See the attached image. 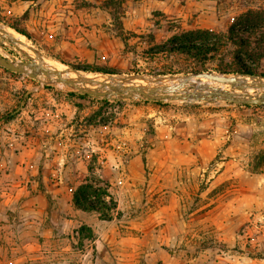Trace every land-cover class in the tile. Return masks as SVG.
Instances as JSON below:
<instances>
[{
  "label": "rangeland",
  "instance_id": "obj_1",
  "mask_svg": "<svg viewBox=\"0 0 264 264\" xmlns=\"http://www.w3.org/2000/svg\"><path fill=\"white\" fill-rule=\"evenodd\" d=\"M15 1L0 0V25L25 30L35 55L19 50L0 28V264H264V166L255 169L264 150V104L250 103L264 102V90L249 93L245 86L196 76L247 78L218 71L237 64L240 40L263 56L259 72L264 74V0L97 2L123 44H101L91 63H65V34L56 31L51 39V27L29 23L37 14L36 22L44 17L42 9H52L49 2L65 5V0H22L30 5L22 13ZM133 9L147 18L143 34L125 32ZM197 30L221 36L214 51L201 61L170 51L173 38ZM39 56L111 80L77 88L63 73L46 74ZM199 64L206 69L197 72ZM97 69L113 74L91 71ZM129 77L183 80L154 82L136 92L125 81ZM67 105L75 108L72 121L80 122L92 140L85 147L86 161L70 162L69 170ZM113 151L117 157L110 161ZM132 152L141 153L143 162L131 163ZM29 155L42 159L31 162ZM163 170L173 175L167 183L176 188L169 202L135 193L147 181H158ZM39 189L48 191L53 208L52 238L45 237L34 215L17 209ZM65 189L74 203L75 197L92 199L97 210L88 212L111 222L106 228L111 234L96 241L89 225L69 222Z\"/></svg>",
  "mask_w": 264,
  "mask_h": 264
},
{
  "label": "crops",
  "instance_id": "obj_2",
  "mask_svg": "<svg viewBox=\"0 0 264 264\" xmlns=\"http://www.w3.org/2000/svg\"><path fill=\"white\" fill-rule=\"evenodd\" d=\"M84 1L90 2V4L86 6L83 4ZM101 1L105 0H65V5H60L56 1H52L49 2L50 5L48 6V8L50 7L52 9L47 10L46 12L43 11L44 9L41 10L40 13L46 14H44V17H42L40 21L36 22L37 14L35 16L36 19H32L29 23L40 25L42 22L43 24L41 26H36L37 29L42 26L44 29H49L51 27L52 30H49L53 33V35L49 36L51 39L56 36V31H61V34H65V63H73L85 59H88V63H91L96 57V51L101 48V44H123L121 38L111 29L112 21L110 20L109 13L107 11H102V9L99 8L100 3L97 2ZM18 2L19 4H17ZM34 2L35 1H30L29 3L33 4ZM23 3L24 1L17 0L12 3V5L17 4L20 8L18 13H22L23 9L25 11L30 9V5L25 6ZM13 9L17 11L16 7ZM146 22H148L146 16H143L138 9H133L131 12H127L124 26L125 32L143 34L149 25L146 24ZM30 28L32 27L29 26L28 29ZM108 30L112 31L115 36L112 35L110 37ZM29 32L33 34L31 30H29ZM46 40L49 41L48 39ZM74 113L75 108L70 105L65 106L66 170H69L68 166L70 162L86 161L87 153L85 147L91 140V138H88L87 140L85 127L79 125L80 122L75 124L72 121ZM93 142L95 143V140H93ZM108 143L110 145L114 142L110 140ZM115 156L117 157V155L114 154V151L107 155L108 158L110 157V161ZM41 159L42 158L39 160ZM128 159H130L131 163H141L143 162V155L141 153L132 152ZM39 160L38 158L29 155L28 161L34 162ZM170 177L172 179L173 175L168 174L163 170L159 172L158 181H147L148 185L145 184L144 188L135 189L134 191L135 193L136 191L138 193L140 191L142 193L141 195L145 192L146 194L151 195L152 198L156 197L158 202H169L172 199V196L176 194L175 186L173 187L167 183V180H169ZM23 191L24 188H22L20 193H23ZM47 193V190L45 192L41 189L37 190L34 195L28 196L29 199L19 203L17 209L21 210V212L29 211L32 216L34 215L38 219L36 223L44 225L45 237L48 238L49 235L50 238H52L54 212L52 211L53 208L51 202L48 201ZM132 196L133 195L131 194L129 195L131 200L134 201ZM70 214H72L73 219L70 218L68 220L69 222L72 220V223L74 224H85L94 229L98 234V237L95 236L97 237L96 241H100L103 237H106V235L111 234L106 231V228H111V222H105L104 220L99 219V217L93 212L90 213L76 206L73 202V198H70V195L65 189V216H69ZM48 218L50 220L49 223Z\"/></svg>",
  "mask_w": 264,
  "mask_h": 264
},
{
  "label": "trees",
  "instance_id": "obj_3",
  "mask_svg": "<svg viewBox=\"0 0 264 264\" xmlns=\"http://www.w3.org/2000/svg\"><path fill=\"white\" fill-rule=\"evenodd\" d=\"M113 17L115 20L118 19V16L116 14H113ZM121 25V24H120ZM15 31L22 34L23 36H26L28 39L31 40V36L25 31L20 29L16 25H10ZM230 40L233 43H236L235 40L236 37L232 36V32L230 31ZM221 39V36H217V34L211 32V31H205V30H197L192 31L188 33H184L180 36H177L173 38L169 43L173 44V48L170 51H178L182 54H190L194 57H196L199 61L206 57L209 53L214 51L215 47L214 45L218 44ZM242 43L240 47V54H238L235 59L237 64H234L232 66H223V68H219L218 71L222 74H239V75H247V76H262L264 77V74H261L259 72L261 60L263 59V56H257L256 54L252 53L250 49H248V44H245L243 40H240ZM240 44V43H239ZM244 57H248L253 61L252 64H249L245 61ZM201 66H198L197 72H202L204 69H206V66L204 64H199ZM89 71V70H88ZM94 72H102L104 74H113L106 70H91ZM264 166V150H261L259 154L257 155V162L255 165V169L259 170ZM102 202V201H101ZM75 203L78 207L82 208L85 211H96V206L93 205V200L90 199L87 196L75 197ZM103 203V202H102ZM116 207V206H115Z\"/></svg>",
  "mask_w": 264,
  "mask_h": 264
},
{
  "label": "bare ground",
  "instance_id": "obj_4",
  "mask_svg": "<svg viewBox=\"0 0 264 264\" xmlns=\"http://www.w3.org/2000/svg\"><path fill=\"white\" fill-rule=\"evenodd\" d=\"M1 35L3 37H5L7 40H10L14 43V45L21 51L26 52V54H30V55H35V53L33 52V47L32 49H30L28 47V43H27V38L21 34H19L18 32H16L15 30H13L12 28H9L7 26H1ZM38 59H40V56L37 57ZM42 58V57H41ZM37 61V60H36ZM39 61V60H38ZM37 61V62H38ZM40 62L42 64V66L44 67V69L46 70H50V71H59L62 72L64 74V78H68L69 81L72 80L74 81V84L76 83L77 88H86V86L88 85V83H93V84H101V83H106L111 80H105V77H103L102 74H97V73H92V72H87V73H83V72H75V71H71L70 69H68V67L66 65L57 63L55 61H51V60H45L40 59ZM36 63V62H35ZM54 76V75H53ZM109 78V77H108ZM230 79H235L234 81V85L235 87H243L245 86L246 91H248L249 93L253 92V91H261L264 90V79L263 80H259V79H251L249 77L245 78L242 76H238L233 78V76L228 77ZM50 79V78H49ZM113 79V78H112ZM117 79V78H116ZM191 79V78H190ZM67 80V79H66ZM183 79H150L149 77H129V79H125L126 83L128 85H130V87H135V88H144L145 89V85L148 84H153L155 83H162V84H172L175 82H182ZM115 81V79H114ZM118 81V80H117ZM210 81V80H208ZM81 82H84L81 83ZM123 82V81H122ZM184 83V82H183ZM196 83V82H195ZM200 83V82H199ZM211 83V82H210ZM220 83V82H219ZM113 84V83H112ZM126 84V85H127ZM182 84V83H181ZM208 84V83H207ZM225 84H229V83H225ZM120 85V84H119ZM156 85V84H155ZM175 85V84H174ZM231 85V84H230ZM72 86V85H71ZM125 86V85H124ZM149 86V85H148ZM160 86V84H159ZM171 86V85H170ZM187 86V85H186ZM190 86V85H189ZM210 86V85H209ZM222 86V85H221ZM220 86V87H221ZM88 87V86H87ZM120 87V86H119ZM168 87V86H167ZM216 87V86H215ZM219 87V86H218ZM226 87V86H224ZM223 87V88H224ZM229 87V86H228ZM123 88V87H122ZM147 88V87H146ZM208 88V87H207ZM234 88V87H233ZM148 89V88H147ZM152 89V88H151ZM154 89V86H153ZM225 89V88H224ZM228 89V88H227ZM91 90V89H90ZM106 90V89H105ZM109 90V89H108ZM160 90V89H159ZM208 90V89H207ZM231 90V89H230ZM222 91V90H221ZM236 91V90H235ZM204 92V91H203ZM218 92V91H217ZM234 91H232L233 93ZM239 92V91H238ZM241 93V91H240ZM260 93V92H259ZM237 94V93H236ZM258 94V93H257ZM170 95V94H168ZM240 95V94H239ZM242 95V94H241Z\"/></svg>",
  "mask_w": 264,
  "mask_h": 264
},
{
  "label": "water",
  "instance_id": "obj_5",
  "mask_svg": "<svg viewBox=\"0 0 264 264\" xmlns=\"http://www.w3.org/2000/svg\"><path fill=\"white\" fill-rule=\"evenodd\" d=\"M2 64H4L7 68H9L10 70L14 71V72H23V68L21 67H15V66H12L9 62L5 61V60H2ZM46 74H49V73H52L58 77H62V72H59V71H50V70H44ZM198 78L200 79H203V78H207L211 81H219L221 83H229V84H234V80L230 79V78H227L226 75H214V74H211V73H200V74H197L196 75ZM247 77H251L252 76H247ZM64 82L68 83V81H65ZM131 91H136V92H141V90L139 88H131ZM251 104H264L263 101H255V100H251L250 101Z\"/></svg>",
  "mask_w": 264,
  "mask_h": 264
},
{
  "label": "built area",
  "instance_id": "obj_6",
  "mask_svg": "<svg viewBox=\"0 0 264 264\" xmlns=\"http://www.w3.org/2000/svg\"><path fill=\"white\" fill-rule=\"evenodd\" d=\"M70 191L73 192V189L71 188Z\"/></svg>",
  "mask_w": 264,
  "mask_h": 264
}]
</instances>
